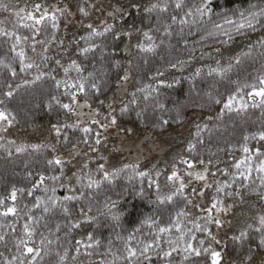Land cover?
I'll list each match as a JSON object with an SVG mask.
<instances>
[{
  "label": "trees",
  "instance_id": "trees-1",
  "mask_svg": "<svg viewBox=\"0 0 264 264\" xmlns=\"http://www.w3.org/2000/svg\"><path fill=\"white\" fill-rule=\"evenodd\" d=\"M86 2L96 4L95 8L89 10L90 15L87 18L82 17L77 9L78 4L83 6ZM201 2L202 0H183V7L177 10L175 0H0V4H3L7 9L0 8V28L29 37V40L22 46L27 56L32 57L33 29L20 26L32 22L24 20L23 17L29 12L38 17L40 13L34 11L37 3L41 4L43 8H47L50 14L56 8L67 7L72 12L71 16L56 12L59 29L55 30V37L57 41H63L64 44L62 47L59 43L52 44L49 52V56L53 59L50 60L48 67L57 68L55 73L57 78H63L64 73L56 66L55 59H60L65 66L72 60H76L83 66V75L85 76L89 72H94L97 82L101 83L102 88V95L99 99L107 97L105 105L100 106L95 95H80L78 98L83 103L87 100L93 108L100 110L101 116H103L107 115L109 111L108 103L117 100L118 82L124 73H128L129 80L126 81L125 94L120 102L113 103L115 108L113 115L117 116L119 129L113 128L129 138L145 139L147 135L164 136L186 127L183 141L165 151L158 159L154 160L155 157H151L150 160L145 159L133 163H122L121 161L116 165V168L126 164L136 165L137 171L148 172L152 179H156V173L159 172L161 194H166L169 191L166 187V176L171 173L172 167L175 165L181 170V173L187 170L185 165L179 163L181 158L196 162L197 171L205 167L198 163L200 158L205 160L206 165L211 160L212 163L207 165L210 175L211 172H215V180L221 183L231 182V174L236 172L234 164L245 155L240 150L243 136L264 128V107L252 106L246 95L248 89H244V93L238 97L233 110L231 112L225 110L222 117L219 116V113L223 105L215 103L216 99L226 101L227 97L235 92L236 82L241 85L254 83L257 74L264 71V47L260 45V41L264 39V25H257L255 31L245 30L244 34L234 33V39L227 45L221 43V40L227 39V37L201 38L206 36L211 22L221 20V13L227 11V14L231 15L233 10L247 9L250 4L264 6V0H212L213 12L208 24L197 22L182 26L178 22L175 24L171 22L172 15L181 16L188 8L199 5ZM153 4L167 5L168 11L162 12L157 8L152 12H147L146 9ZM116 9H120V11L115 12ZM17 12L20 13V17L16 16ZM109 12H115V15L109 16ZM189 19L191 21V18ZM204 19L207 21L208 17L205 16ZM86 22L93 23L97 27H102L106 22L113 25V31L104 37H92L91 41L86 42L84 38L88 37L90 31L85 26ZM165 24L170 25L168 30L171 32V36L164 34ZM36 27L40 28L38 40L51 39L54 30L50 21L46 20L42 25ZM157 28L160 31H155ZM149 29L153 30L151 34L159 47L155 53L146 54L140 52L136 44L144 42L142 31ZM125 32H131L132 35L130 37L124 35ZM242 40L246 42L243 47L231 56L216 60L202 68L200 75L195 76L191 72L183 76L169 77L170 72L175 69L171 68L170 64H177L180 60L191 61L202 53L217 51V49L226 52L231 44ZM161 41L163 42L161 43ZM184 41H187L186 46ZM88 43L101 45L105 49V53L102 54L100 48L87 54L82 53L81 48L87 47ZM11 44L12 40L0 35V59L15 67L18 73L13 79L9 70L0 66V99L6 101L0 107H6L16 115L13 126L6 132L0 133V144L12 148L11 156L4 148H0V197H7L13 185L25 189L31 187V183L38 180L39 173H43L46 177L60 175V167H63L62 180L55 183L46 180L41 188L44 186L49 189L55 187L56 196L63 197L68 194L69 187H79L77 174L83 175L90 172L94 178H100L97 169L100 164L105 163V160H101L100 156H104L106 160L110 158L114 154L115 142L112 138L102 137V144L96 146L99 151H92L87 145L80 143L78 151L70 155L69 150L81 134L79 132L70 133L71 139L68 143H64L62 140L58 142L52 125L56 124L58 120L63 122L67 117L64 110L54 101L51 102V111L47 106L53 94L58 95L63 102H68L69 98L62 94L63 88L57 92L53 87V82L47 77L35 83L30 82L35 70L20 73L18 58L10 51ZM36 47L37 51L42 49L39 44ZM242 53L248 54L241 55ZM236 56L240 57L239 64L231 59ZM217 61L223 66H227L231 61L233 67L223 77L209 76V67H215ZM177 67L180 65L177 64ZM157 69L164 71V76H155ZM76 75L77 73L72 71L69 79ZM25 80L29 82L22 83ZM7 82L20 84L19 88H14V96L10 100L2 94V86ZM168 84L172 86L168 87ZM145 85L151 86L148 93L137 91ZM151 89H156V91H151ZM134 92L136 93L135 102L129 105L127 113L121 115L120 107L133 99L132 93ZM146 96L147 98H145ZM240 99H243L248 106L238 111ZM177 112L183 116V124L173 122V117ZM137 113H140L139 117ZM160 119L169 120V125L163 131L152 127ZM70 120L75 119L71 117ZM197 126L200 127L199 137L195 135ZM125 128L133 129V134L129 135L123 131ZM10 140H14L17 145L23 143L29 147L25 152L17 154L15 146L8 144ZM190 142L196 143L195 154L188 151ZM31 145L40 147L33 149ZM52 145L56 146L55 152L51 149ZM248 146L252 150L253 165H255L258 162L256 149L264 152V141L250 139ZM55 156H60L64 160V164L61 166L49 165L47 161ZM84 163H87V168H83ZM223 170H227L229 175L225 176ZM29 173L32 174L31 178H29ZM257 176L258 174L253 171L251 180L237 179L231 188L226 189L227 192L234 193L232 196L221 193V199L224 200L225 205L231 206L224 216V225L228 224L229 218H233L231 216L237 214L244 203H247L248 207L256 204L258 213L246 215L243 219L239 217L236 219V222L242 225L241 229L246 228L247 225L253 226L252 229H247L250 239L241 244L234 241L232 237H225L221 240L220 245H212L222 252V264H238L242 256L249 254V249H251V255L256 264H264V259H262L264 250L257 247L260 233L253 230L259 226V217L264 215V199L256 194L264 189H261ZM141 189H143V197L138 194ZM190 190L191 186L186 188L185 194ZM212 194L213 189H208L205 190V198L199 200L197 197H193V199L209 204ZM36 195L44 196L45 194L41 189H37L32 197H29L26 192L18 193L16 201V206L19 209L18 215L16 217H0V225H3L0 227V234H7L6 241L0 242V264H3L5 259H11L16 253L14 242L23 236L25 213L32 207ZM48 195H51V191ZM108 198H111V201H117L116 207L110 213L102 214L98 209H104L105 203H110ZM155 201V185L149 187L148 178L141 180L129 168L111 183L104 182L100 189H93L90 201L85 199L69 205L73 218L79 215L80 204L85 206V210L88 206L92 207V212L89 215L95 219L92 222H81L80 228L69 231L68 220L61 214L59 207L47 215H44L41 209H34L30 213L31 215L35 217L44 215V219L40 220L36 228L34 246H40L41 233L52 240L50 245L45 243L44 250L41 252V256L37 257L36 264H101L102 261L105 264H112L113 261L115 264H125L123 260V256L126 254L124 239L129 233L140 227V232L136 233V241L152 239L151 230L147 226H141L140 221L145 217L152 216L158 219L161 225H166L175 211L184 205L181 197H176L172 204L160 205ZM5 203L7 206L11 204V201L7 200ZM25 205H28V208H25ZM0 211H3V208H0ZM192 212L197 215L204 214L198 208L192 209ZM113 214L120 216L118 224L112 219ZM58 222L61 229L56 233L55 227ZM8 225H14L15 232ZM188 226L191 227V224ZM212 230L219 238V229L213 226ZM88 233H92L95 239H99L100 245L92 249H85L81 245V254L74 261L72 257L76 255L77 247L75 242L81 240L85 244L88 243ZM221 234L225 235L224 230L221 231ZM117 235L121 239H117ZM175 235L178 234L174 232L173 236ZM197 237L198 239L204 238L206 244L208 243L207 238L202 234L197 233ZM164 247L167 248V245ZM86 251L91 252L92 255H84ZM65 252H67V256L62 261L61 257L65 255ZM182 255L173 253V264H210V259L204 256L191 257L188 261H183ZM152 264H163V262L154 255Z\"/></svg>",
  "mask_w": 264,
  "mask_h": 264
},
{
  "label": "snow or ice",
  "instance_id": "snow-or-ice-1",
  "mask_svg": "<svg viewBox=\"0 0 264 264\" xmlns=\"http://www.w3.org/2000/svg\"><path fill=\"white\" fill-rule=\"evenodd\" d=\"M95 7V3L87 2L83 6L79 4L77 5L79 13L85 18L89 17V10ZM182 7L183 0H175V8L179 10ZM0 8L7 10L3 4H0ZM157 8H159L162 12L168 11L167 5L161 6L158 4H153L150 8H147L146 11L152 12ZM34 11L40 13V15L37 17L32 12H29L23 17V19L31 21L32 23L20 25L21 27L33 29V35L31 37V40L34 41V43L31 44V49L33 52L32 57L27 56L24 47L22 46L24 42L29 40V37L21 36L15 31L8 32L3 28H0V35L12 40L10 51L14 53L16 58H18L20 73H28L32 72V70H35L30 82L35 83L36 81H40L44 77H47L53 82V87L57 90V92L63 88L62 94L69 98L68 102H63L58 95L53 94L51 95L49 104L47 105L51 111V102L54 101L64 110V114L67 117L63 120V122L58 120L56 124L52 125V130L57 137V141L60 142L62 140L64 143H68L71 139L70 133L79 132L81 135L73 147L69 150L70 155L78 151V145L80 143L87 145L92 151H99L96 146L102 144V137L106 139L105 134L108 132L109 128L116 127L119 129L117 116L113 115L115 111L113 103L115 101L113 100L112 102L108 103L107 106L109 111L107 115L103 116H101V111L93 108L92 105L87 102V100H85L83 104L80 103L78 99L80 95L88 96L91 94L95 95L99 101V105L103 106L106 103L107 97H105V99H99V97L102 95L101 83L97 82L94 72H89L87 76L83 75L84 68L78 64L76 60H72L70 64L65 66L62 64L60 59H55L54 62L56 66L62 69L64 73L63 78H57L55 75L57 68L48 67L50 60L53 59L49 56L51 45L54 43H59V45L62 47L64 44L63 41H57L55 37V30L59 29V19L56 15V12H59L62 15L66 14L67 16H71L72 12L67 7H64L56 8L50 14L49 10L47 8H43V6L39 3L35 5ZM119 11L120 9L115 10V12ZM115 12H109V16H114ZM212 12V0H202L199 5H193L191 8H188L181 16L172 15L170 19L173 24L178 22L182 26H187L190 23L196 24L197 22L208 24L211 21ZM220 15L221 20L211 22L210 29L207 30L206 36L201 37L202 39H206L207 37H227V39L221 40V43L227 45L229 41L234 39V33L244 34L245 30L255 31L257 25H264V6H258L256 4H250L247 9L233 10L231 15L227 14V11L221 13ZM16 16L20 17V13L17 12ZM205 16L208 17L207 21L204 19ZM189 18H191V21ZM46 20L51 22V27L54 30L52 37L47 41L38 40L37 36L40 34V28L36 26L42 25ZM85 26L90 30L88 37L84 38L86 42L91 41L92 37H104L107 33L113 31V25L107 24L106 22L102 27H97L93 23L87 22L85 23ZM169 28L170 25H164V34L167 36H171V32L168 30ZM152 31V29L142 31L144 42H138L136 44V47L140 52L146 54L155 53L156 49L159 47L154 36L151 34ZM155 31H160V29L157 28ZM123 34L129 37L132 35L131 32H125ZM162 42L163 41H161V43ZM37 44L42 46L40 51H37ZM184 44L186 46L187 41H184ZM260 45L264 47V39L260 41ZM97 48H100L102 54L105 53V49L101 47V45L94 43H88V46L81 48L80 51L84 54H87ZM217 51H219V49H217ZM247 54L248 53H242L241 55ZM231 59L234 60L236 64L240 63L239 56L233 57ZM186 63H190V60H180L177 62V64L180 66H183ZM177 64H170V67L177 68ZM0 66L6 67L13 79H15L18 75L17 69L2 59H0ZM118 66L119 64L117 62V67ZM232 67L233 65L231 61L227 66L221 65V63L217 61L215 67H209L208 75H217L223 77L232 69ZM72 71H75L77 75L69 79L70 73ZM201 72L202 69L197 68L194 72V75L198 76L201 74ZM155 76H164V71L157 69ZM122 78L124 81H128V73H124ZM28 82L29 81L25 80L22 83ZM161 84H163V81H161ZM167 86L171 87L172 85L168 84ZM19 87V83L13 84L11 82H7L2 86V94L5 98L10 100L14 96V88ZM150 88V85H145L137 89V91L148 93ZM244 89L249 90L246 95L252 101L253 107H264V71H261L257 74L254 83H244L241 85L239 82H236L235 92L230 94L226 101H222L220 99L215 100L216 104L223 105V108L219 113L220 117L224 115L225 110L228 112L233 110V108L236 106L238 97H241V94L244 93ZM151 91H156V89H151ZM132 97L133 99L129 101L128 104H123L120 107L119 111L121 115L127 113L129 111V105L135 102V92L132 93ZM145 98H147V96ZM5 103L6 101L4 99H0V105H4ZM247 106V103L243 99H240L239 108L237 110H243L247 108ZM83 108H89L90 111L85 114L82 111ZM137 116L139 117L140 113H137ZM71 117H75V120H70ZM15 121L16 115L11 110L6 107H0V133L6 132L13 126ZM173 122L176 124H183L184 119L180 112H177L176 116L173 117ZM167 125H169L168 119H160L156 121L152 127L163 131ZM123 131L129 135H132L134 130L131 128H125ZM195 135L196 137L200 136L199 126H197ZM250 139L264 141V128L243 136V144H241L240 150L245 155L234 164L236 172L231 174V182L221 183L220 181L215 180V172H211L213 179L211 181L209 180L210 169L207 165L212 163L211 160H209L206 165L205 160L200 158L198 163L200 165H205V167L200 171H197L196 162L181 158L179 163L185 165L187 170L181 173V170L175 165L172 167L171 173L166 176V187L169 189L166 194H161V188L158 179L160 175L159 172L156 173V179H152L148 172L137 171L136 165L127 164L119 168L113 166L112 169H107L105 164H100L97 169V174L100 176L99 179L94 178L90 172L84 173L83 175L77 174V184L79 187H69L68 194L63 195V197L56 196L55 187L49 189L47 186H44L41 188V186L45 184L46 180H51L54 183L61 181L63 177V167H60L59 169L60 175L46 177L43 173H39L38 180L33 181L31 183V187L27 189L18 188L13 185L7 197H0V208H3V211H0V217H16L18 215L19 209L16 206L18 193L23 194L26 192L29 197H32L37 189H41L45 195L35 196L32 207L28 209V212L25 213L26 221L23 224V236L16 239L14 242L16 253L11 257V259H5L3 264H36L37 257L41 256V252L44 250L45 243L49 245L52 244V240L41 233L42 238L40 240V246H34L36 243L34 239L36 235V228L39 225L40 220L44 219V215L54 211L57 207L60 208L61 214L67 218L68 225H70L69 231L80 228L81 222L83 221L92 222L95 217L89 215L92 212L91 206H88L85 210V206L80 204L79 215L73 218L69 205L73 202L83 201L85 199L90 201L92 199L93 189H100L104 182L111 183L116 178H118L121 173L126 172L129 168H131L134 175L139 176L141 180L148 178L149 187L155 185V203L160 205L172 204L176 197H181L184 201V205L175 211V213L170 217L169 223L166 225H161L159 220L153 218L152 216L142 219L140 221V225L147 226L151 230L150 235L152 239L147 241H136V233L140 232V227H137L133 232L129 233L127 238L124 239V252L126 254L123 256V260L125 261V264H145V262H147V264H152L154 255L159 261L163 262V264H173V253L183 254V261H188L191 257L204 256L210 259V264H222V252L212 246L213 244L220 245L222 241L218 238V235L213 232L212 228L213 226L216 229H221L224 227V216L227 214L231 206L225 205L224 200L221 199V193L226 196L234 195L232 192H227L226 189L231 188L237 179L242 178L244 181L251 180L253 171L258 174L257 179L259 180L260 187L261 189H264V158H260L264 157V152L256 149V157L258 158V162L253 165V157L251 154L252 150L248 146V141ZM8 144L15 146V152L17 154L25 152L29 147V145L23 143L17 145L14 140L8 141ZM31 147L36 149L40 146L31 145ZM0 148H4L9 156L12 155V148L5 147L3 144H0ZM51 149L53 152H55L56 146L52 145ZM188 151L195 154L196 143L190 142L188 145ZM100 159L105 160L107 163V160L104 156L101 155ZM47 163L49 165L55 164L57 166H61L64 164V160L60 156H55L53 159H49ZM25 167H27V165H25ZM87 167V163H84L83 168ZM223 172L225 176L229 175L227 170H223ZM28 175L29 178H31L32 174L29 173ZM185 177H187V179H185ZM129 178L131 179V177ZM193 179L202 183L198 186H192L190 192L185 194L186 188L191 185ZM208 189H213V194L211 195V201L209 204H204L201 201L193 199V197H199L202 200L205 198V190ZM49 191H51V195H48ZM138 194L143 197V189H141ZM256 194L261 196V199H264V191L257 192ZM108 199L110 203L106 202L104 209H98V211H100L102 214H106V212L110 213L112 209L116 207L117 201H111V198ZM7 200H10L11 204L6 206L5 202ZM25 208H28V205H25ZM195 208L200 209L204 214H193L192 209ZM34 209H41L44 215L40 217L31 215L30 213ZM112 219L118 224L120 216L113 214ZM258 223L259 226L253 230L260 233L257 247L264 250V215L259 217ZM189 224H191V227L188 226ZM0 227H3V225H0ZM8 227H10L13 232H15L14 225H8ZM252 228V225H247L246 228L240 229L239 235H234L232 239L242 244L245 240L250 239L249 231L247 229ZM60 229L61 225L58 222L55 227V232L58 233ZM174 232L178 235L173 236ZM197 233H200L206 237L208 243L206 244V240L204 238L198 239ZM6 238V233L0 234V242L6 241ZM117 239H121L119 235H117ZM87 240L88 243L86 244L81 240H76V255L72 257L74 261L81 254V245L85 249H92L94 247H99L100 245V240L95 239L92 233L87 234ZM109 243L111 244V241H109ZM164 245H167V248H165ZM84 255L91 256L92 253L86 251ZM66 256L67 252H65V255L61 257V260L63 261ZM101 264H105V262L102 261ZM112 264H115V261H113ZM238 264H256L253 256L251 255V249H249L248 255L241 257Z\"/></svg>",
  "mask_w": 264,
  "mask_h": 264
},
{
  "label": "rangeland",
  "instance_id": "rangeland-1",
  "mask_svg": "<svg viewBox=\"0 0 264 264\" xmlns=\"http://www.w3.org/2000/svg\"><path fill=\"white\" fill-rule=\"evenodd\" d=\"M245 43L246 42L244 40L235 42L230 45L226 52L208 51L202 53L197 58L191 60L190 63H186L183 66L173 69L170 72L169 77L183 76L191 72L194 73L197 68L202 69L216 60L231 56L232 54L237 52L241 47H243ZM125 90L126 81H124L122 78L117 84V100L115 102H120V100H122L125 94ZM78 99L80 103L83 104L80 98ZM248 100L250 103H252L249 98ZM82 111L87 114L90 110L88 108H83ZM185 129L186 127H183L164 136L147 135L145 136V139H133L127 137L124 134H121L120 132L116 131V129L111 127L105 135L108 138H112L115 142L114 154L107 159V163H104L105 167L107 169H112L113 166L116 167V165L119 164L121 161L122 163H133L143 161L145 159L150 160L151 157H155L153 159L156 160L161 154L165 153V151L172 148L173 146L180 144L181 141H183V136H185L186 134ZM203 168L204 167L200 168L199 171ZM185 179H187V177H185ZM209 180H212V176L210 175V173ZM201 183L202 182L193 179L191 185L189 186H198ZM197 199L201 200V198L199 197H197ZM198 210L201 212L200 209ZM256 211V204L251 205V207H248L247 203L242 204L237 214L231 216L233 218H229L230 221H228V224L224 225L223 228L219 229V238L223 240L225 237L229 238L233 237L234 235H237L242 225L236 222V219L238 217L243 219L246 215L248 216L250 214H258ZM222 230H224V236H222L221 234Z\"/></svg>",
  "mask_w": 264,
  "mask_h": 264
}]
</instances>
